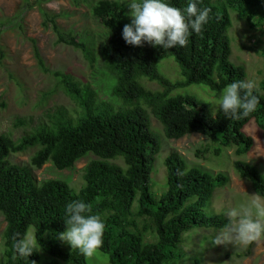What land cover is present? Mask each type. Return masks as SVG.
Instances as JSON below:
<instances>
[{
    "label": "trees",
    "instance_id": "16d2710c",
    "mask_svg": "<svg viewBox=\"0 0 264 264\" xmlns=\"http://www.w3.org/2000/svg\"><path fill=\"white\" fill-rule=\"evenodd\" d=\"M171 6L185 9L190 0H165ZM198 7L209 8L210 20L202 35L193 34L187 47L162 49L145 43L134 47L125 43L122 29L129 24L128 14L117 1L98 0L91 14L108 32L101 46L105 66L113 79L111 96L121 101L117 111L95 102V93L70 75L56 72L66 95L83 111L76 118L57 111L50 124L26 131L14 141L0 135V214L5 222L3 264H41L39 249L28 258L15 251L16 239L24 238L30 227L40 248L64 264H87L77 249L62 248L59 234L65 231V206L74 200L89 204L92 214L105 223L103 247L110 264H181L186 257L181 248L183 235L192 229L219 230L226 217L223 213L206 214L204 209L214 191L228 184L223 173L211 174L197 167H188L180 153L170 152L164 159L165 191L157 196L149 182L154 158L161 150L162 137L152 127L153 117L167 140H179L192 134L201 135L216 145L218 157L223 148H235L236 156L253 150L254 141L244 128L254 121L264 139V82L254 94L259 97L257 110L239 121L227 119L218 111L213 114L193 95L170 96L177 88L201 85L221 93L224 88L243 80V67L230 62L231 48L227 37L232 5L248 23L264 17L261 0H197ZM253 9H256L255 11ZM56 16L44 21L56 36L57 43L81 51L93 61L92 51L72 33H62ZM38 62L43 64L35 50ZM172 57L179 67L182 81L175 84L157 71L159 61ZM46 71V69H44ZM147 79L161 88L154 91L141 83ZM6 104L0 102V110ZM17 119L14 127H25ZM37 148L30 166L13 165L8 157ZM91 154L83 169L84 185L77 192L61 180L37 183L31 168L40 169L50 161L58 170H71L81 158ZM121 160L124 167L112 162ZM234 174L246 182L255 195L264 200V175L245 161L234 162ZM19 234V236H17ZM249 255L236 254V257ZM52 261L51 263H55ZM197 263V262H196Z\"/></svg>",
    "mask_w": 264,
    "mask_h": 264
},
{
    "label": "rangeland",
    "instance_id": "374dc122",
    "mask_svg": "<svg viewBox=\"0 0 264 264\" xmlns=\"http://www.w3.org/2000/svg\"><path fill=\"white\" fill-rule=\"evenodd\" d=\"M97 0H0V102L6 107L0 110V135L9 136L14 141L19 140L24 132L38 126L47 125L53 119L50 117L57 111L65 112L70 118H76L82 110L67 95L59 84L56 72L70 75L81 85L88 86L95 93V102L105 104L117 111L123 107L121 101L111 96L113 79L106 69L105 59L100 49L107 38V31L99 21L92 16L91 7ZM129 13L127 3H122ZM215 4L224 0H211ZM264 4V0H261ZM126 2V0H125ZM231 26L227 31L230 40V62L243 67L245 77L258 88L264 82V17L257 16L253 23L241 18L239 13L227 6ZM254 11L256 9H253ZM55 15V22L62 33H72L78 41L85 42L94 52L93 62H89L77 49L57 43L56 36L50 24L44 21V16ZM130 21L131 17L129 15ZM35 50L42 61L44 69L35 56ZM158 73L170 84L182 81L179 67L172 57L158 62ZM154 91L161 88L155 82L140 80ZM170 96L193 95L207 109L215 114L217 102L221 93L210 91L201 85H190L177 88L168 93ZM17 119L27 123L25 127H14ZM152 129L161 139V150L154 158L150 174L151 191L159 196L165 191L166 171L165 157L172 151L180 153L188 167H197L211 174L223 173L229 179L223 188H217L212 199L206 205L204 212L208 215L225 213L231 207L248 206L256 199L254 191L246 182L239 181L234 174V162L245 161L254 165L261 175H264V139L261 137L257 124L252 121L244 132L254 141L253 150L243 156H236L234 147L223 148L216 157L213 145L201 135L192 134L179 140H167L163 137L161 125L150 118ZM37 149L24 153L13 154L8 161L13 165L29 166L30 157ZM94 159L87 155L77 161L72 170H57L51 163L44 164L40 169H32V175L37 183L47 180H62L77 192L84 185L82 178L86 164ZM113 164L125 168L121 160ZM264 203V200L261 199ZM5 222L0 214V264L4 263V242L2 234ZM219 230L192 229L183 235L182 250L185 258L181 264H264V239L247 247L214 245L211 238ZM34 229L29 228L27 235H33ZM62 248L70 251V245L61 241ZM249 255L236 257V254ZM41 264H64L55 261L52 256L39 250ZM55 261V263H51ZM87 264H110L107 255L99 250L90 258ZM197 262V263H196Z\"/></svg>",
    "mask_w": 264,
    "mask_h": 264
},
{
    "label": "clouds",
    "instance_id": "9594fccd",
    "mask_svg": "<svg viewBox=\"0 0 264 264\" xmlns=\"http://www.w3.org/2000/svg\"><path fill=\"white\" fill-rule=\"evenodd\" d=\"M122 3H127L130 9L129 13L126 11L129 24L124 25L122 38L126 44L134 47H143L145 43L162 49L187 47L190 36L202 35L204 26L210 20L211 9L198 7L197 0H190L183 10L171 6L165 0H122ZM92 54L94 55V52ZM255 89L256 84L251 80H238L228 84L217 102L218 111L225 118L236 121L249 117L257 110L259 104V97L254 94ZM65 215V231L59 234V239L67 242L72 249L79 250L85 258L92 257L103 247L104 221L99 215L92 214L91 206L81 200L67 203ZM224 215L227 222L211 238L214 245L247 247L264 239V203L259 197L252 200L248 206L226 209ZM14 247L22 258H28L36 249L40 250L34 232L31 236L25 235L24 238L16 239ZM30 264H36V261H31Z\"/></svg>",
    "mask_w": 264,
    "mask_h": 264
}]
</instances>
